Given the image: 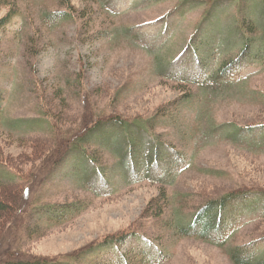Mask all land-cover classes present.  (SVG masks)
Listing matches in <instances>:
<instances>
[{
  "label": "rangeland",
  "instance_id": "rangeland-1",
  "mask_svg": "<svg viewBox=\"0 0 264 264\" xmlns=\"http://www.w3.org/2000/svg\"><path fill=\"white\" fill-rule=\"evenodd\" d=\"M263 1L0 0V199L18 206L0 264H235L253 244L264 260ZM112 118L128 128L91 132L92 163L58 155ZM232 196L223 232L184 236Z\"/></svg>",
  "mask_w": 264,
  "mask_h": 264
},
{
  "label": "trees",
  "instance_id": "trees-1",
  "mask_svg": "<svg viewBox=\"0 0 264 264\" xmlns=\"http://www.w3.org/2000/svg\"><path fill=\"white\" fill-rule=\"evenodd\" d=\"M263 4H264V1H263ZM217 6H216V8H217ZM53 16H57V15H53ZM60 18L61 19H67V20L69 19V17L67 15L65 16V13H63ZM246 27H247V30L250 32V34H252V33L256 34L259 27H261V23L258 21H255V23H253L252 25H249V27L248 26H246ZM211 40L214 41L215 39H211ZM253 41H254V38L248 37L247 43L245 44L239 58H237L236 60H227V58H225L221 68L219 69L218 74L212 75V73H210L209 79H217V81H220L222 77L229 74V70L236 69L237 66H240L239 63L247 55H250V53H252V47L254 45ZM213 52L216 54L215 50H213ZM213 54L211 55V57L213 59L219 58V56L217 54L216 55L218 56V58L216 57L215 54L214 55ZM256 59L264 62V59L262 56L257 57ZM1 112H2V104L0 103V125H1ZM93 124H95V123L94 122L87 123L83 128V132L85 133L84 137H81V138L74 137L71 140L70 145H67V148H68L66 150L67 152L62 151V152H59L58 155L63 153V157H64L65 155H67L69 153V156H70L76 150L79 149V153L81 154L82 158L83 159H89V161L92 163V160H93L92 154L89 152L87 147L84 146V143H88L90 141V137L88 135L91 132L94 131V133L96 134L97 132H99L98 131L99 128L106 127L107 125L122 126L123 128H128V125L126 123L120 122L115 118L104 119L103 122L97 124L95 126V128L92 127ZM80 142H82L83 145H81ZM62 160H63V158H62ZM62 160H61V162H62ZM30 191H31V189L27 188L26 196L29 195ZM238 198H240V197L232 196V197L225 198L224 200H222L220 202H218V201L214 202L212 205L207 207L202 213H200L197 216L195 223L193 224L192 227H190V229H184V236L187 237L190 234H193V235L200 236L203 239H208L212 235H214L216 232H218V233L223 232L224 222L221 219L223 209H225L226 205L229 202H231L235 199H238ZM8 203L9 202H7L3 199H0V217L1 218L5 219L6 214H8V213L14 214V212L17 211L18 206L15 208V207H13V205L8 204ZM63 209L68 210L66 207H64ZM144 239L147 242V244H150V245H153V246L159 248L156 245V243L152 242L151 240L146 239L145 237H144ZM115 242H116V240H115ZM250 246L254 247L256 245L253 244ZM250 246H247V245L246 246H239L235 250H233V258H234L235 264H264V260H259L258 259L259 255L256 254L255 250L251 249ZM159 250L162 251L160 248H159ZM11 258H12V256H11ZM2 264H62V263L57 259L38 258L37 257V258H33V259H21L20 258V259H16V260H10L9 262L5 261ZM126 264H130V263L126 262Z\"/></svg>",
  "mask_w": 264,
  "mask_h": 264
}]
</instances>
